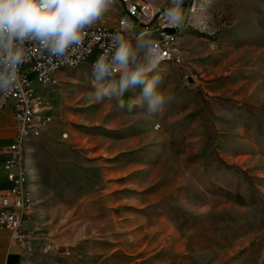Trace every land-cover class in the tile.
I'll use <instances>...</instances> for the list:
<instances>
[{"label": "rangeland", "instance_id": "rangeland-1", "mask_svg": "<svg viewBox=\"0 0 264 264\" xmlns=\"http://www.w3.org/2000/svg\"><path fill=\"white\" fill-rule=\"evenodd\" d=\"M180 9L182 64L148 72L172 97L155 113L147 100L129 110L141 86L97 102V88L120 74L97 80L94 54L59 71L47 97L49 129L61 137L65 121L81 155L87 183L76 192L90 200L111 192L147 220L124 230L115 254L111 237L88 243L84 264H264V0H182ZM119 15L111 4L87 27L114 28ZM58 244L62 252L41 254L40 264L66 262L71 247Z\"/></svg>", "mask_w": 264, "mask_h": 264}, {"label": "crops", "instance_id": "crops-1", "mask_svg": "<svg viewBox=\"0 0 264 264\" xmlns=\"http://www.w3.org/2000/svg\"><path fill=\"white\" fill-rule=\"evenodd\" d=\"M149 1L170 7L168 0ZM147 37H150V41L158 38L155 33L143 38ZM132 39L127 40L132 43ZM143 57L138 59L142 60ZM62 128L65 131L70 129L65 121ZM52 130L47 125L39 137L30 138L25 144V170L34 208L24 225V231L34 235L35 245L60 242L68 248L73 247L69 248L71 255L65 258L64 264H84L82 260L87 254L88 243L94 240L106 243L111 237L112 252H119L124 230L137 228L139 223L147 222L146 218L122 210L121 199L111 196V192L91 200L77 193L75 189L79 183H87L85 172L81 169V155L72 149L69 134L63 131L58 137L52 134ZM16 132L13 108L7 106L0 116V192L9 190L12 185L4 168V149L13 144ZM118 208V213L112 212ZM86 229L102 234L94 238L93 234H84ZM80 255L81 260L78 259ZM42 257L38 247L33 253H21L11 239V233L0 230V264H40Z\"/></svg>", "mask_w": 264, "mask_h": 264}, {"label": "built area", "instance_id": "built-area-1", "mask_svg": "<svg viewBox=\"0 0 264 264\" xmlns=\"http://www.w3.org/2000/svg\"><path fill=\"white\" fill-rule=\"evenodd\" d=\"M112 4L120 6V15L114 28L94 27L83 29L78 43L65 53L57 55L49 50L42 41L25 39L13 42V50H22L25 60L18 65H9L0 61V73L8 75L15 81L13 87L0 90V116L12 101V108L17 126V132L12 145L4 149V168L11 188L0 192V230L11 233L12 241L21 253L38 247L41 254L49 255L62 252L61 246L55 242L34 244V235L24 231V225L30 218L29 201L24 191V174L22 163V142L26 139V131H33V138L39 137L42 130L52 122V118L43 114L53 106L47 102L49 94H53L58 85V78H52V64L63 62H82L94 54L93 66L102 56L111 59L113 39L117 35L125 39H137L155 33L158 38L152 42L155 45L154 63L160 58L175 59L182 64L183 59L178 40L173 39L174 29L180 22H169L168 9L154 4L149 0H113ZM140 32L135 35V29ZM115 73H120L115 71ZM37 79L45 87V94L37 96L32 88V78ZM66 137V135H63ZM64 254L70 256L66 251ZM81 256H78L80 259Z\"/></svg>", "mask_w": 264, "mask_h": 264}, {"label": "clouds", "instance_id": "clouds-1", "mask_svg": "<svg viewBox=\"0 0 264 264\" xmlns=\"http://www.w3.org/2000/svg\"><path fill=\"white\" fill-rule=\"evenodd\" d=\"M113 0H0V61L9 65H18L25 60L22 50H13V42L35 39L57 55L74 47L81 38L83 29L101 18ZM168 9L169 22L182 20L180 5L182 0H171ZM111 59L102 56L93 65V75L97 80L110 77L119 71L120 78L93 94L97 102L112 96L113 89L118 88V97H123L130 87L141 86L140 96L132 107L148 101L149 113H155L172 97L157 91L161 77L148 76L155 59V45L143 37L137 38L135 46L123 36L113 39ZM140 51H144L142 60L138 59ZM135 58V60H134ZM11 73H0V90H7L14 85ZM120 107H124L123 104Z\"/></svg>", "mask_w": 264, "mask_h": 264}, {"label": "bare ground", "instance_id": "bare-ground-1", "mask_svg": "<svg viewBox=\"0 0 264 264\" xmlns=\"http://www.w3.org/2000/svg\"><path fill=\"white\" fill-rule=\"evenodd\" d=\"M176 31L173 33V39L178 40L179 36L181 34V30H180V25L177 26V28H174ZM167 62H174L175 63V59H168V58H160L159 61H157V63H154L153 66H151V70H155L157 69L160 65L167 63ZM82 62H63V63H54L52 64V78H57L56 74L64 69L67 68H75L78 67L80 65H82ZM91 68L93 69V66H91ZM149 71V72H150ZM120 73H115L113 72L112 76H117ZM33 138V131H26V139H24V142H22V163H23V174H24V191H25V196H27L28 201H29V209H30V213H32L33 208H34V201L32 198V195L28 189V178H27V174H26V170H25V144L28 141V139ZM25 253H31V251H24Z\"/></svg>", "mask_w": 264, "mask_h": 264}, {"label": "water", "instance_id": "water-1", "mask_svg": "<svg viewBox=\"0 0 264 264\" xmlns=\"http://www.w3.org/2000/svg\"><path fill=\"white\" fill-rule=\"evenodd\" d=\"M167 31H168L169 33H174L176 30H175V29H167Z\"/></svg>", "mask_w": 264, "mask_h": 264}]
</instances>
